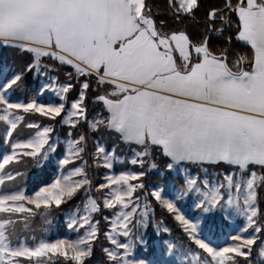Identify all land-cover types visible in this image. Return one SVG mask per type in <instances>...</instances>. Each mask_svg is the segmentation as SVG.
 I'll return each mask as SVG.
<instances>
[{"label": "snow or ice", "instance_id": "6c2138e0", "mask_svg": "<svg viewBox=\"0 0 264 264\" xmlns=\"http://www.w3.org/2000/svg\"><path fill=\"white\" fill-rule=\"evenodd\" d=\"M2 52L0 264H264V0H0Z\"/></svg>", "mask_w": 264, "mask_h": 264}, {"label": "rangeland", "instance_id": "374dc122", "mask_svg": "<svg viewBox=\"0 0 264 264\" xmlns=\"http://www.w3.org/2000/svg\"><path fill=\"white\" fill-rule=\"evenodd\" d=\"M0 56H3L4 58H7V59H11L12 58V53L11 52H2V53H0ZM45 100H47L48 99V97H45L44 98ZM57 134H60L61 135V139L63 140L64 139V136H63V132L61 131V130H59L58 129V133ZM62 147H63V145H62ZM58 151H60V149H58ZM53 163H55V161H53ZM119 167V166H118ZM105 172V169H103V168H100V169H98V176H97V179H99L100 177H102V175H103V173ZM35 174H40V175H42L41 174V172H40V168H39V166H36L35 165V171L30 175V178L31 179H33L34 178V175ZM153 178H155V177H153ZM32 184H34L33 182H29V183H27V184H25L26 186H27V188L29 189V190H31L32 188H33V185ZM179 184H180V181H179V179H177V181H176V186L179 188L180 186H179ZM186 201H187V198H186ZM72 207H74V205L72 206ZM71 207V208H72ZM68 209H66L63 213H62V216L59 214V215H50V216H48L47 217V219H45V218H42V217H40L39 219L40 220H46L47 221V223H48V221H52V220H54V223H53V226H51V228H49L48 230H47V232H43L42 234L41 233H39L40 235H38L37 237H43V238H47V239H50V240H54V239H56V238H64L65 236H67V235H69V234H71L72 236H74L75 235V233H70V230H68L67 228H66V223H67V220H66V215H65V213H66V211H67ZM191 211H192V213L193 214H196L197 213V209H195L194 207L191 209ZM37 219V218H36ZM35 218H33V224H35V223H37V222H39V219H37L36 220ZM178 223V222H177ZM21 224H22V222H21ZM21 224L19 225V227L21 226ZM179 225V224H178ZM165 226H167V227H169L166 223H165ZM179 228H180V226H179ZM181 229V228H180ZM20 230H21V228H20ZM25 231V230H24ZM149 231H151V229H149ZM223 231L224 232H227V233H230L231 232V229L230 228H227V227H225L224 229H223ZM181 232H182V229H181ZM22 233H23V231H22ZM183 234V233H182ZM227 239V237L225 236V235H221L220 236V240L221 241H224V240H226Z\"/></svg>", "mask_w": 264, "mask_h": 264}, {"label": "trees", "instance_id": "16d2710c", "mask_svg": "<svg viewBox=\"0 0 264 264\" xmlns=\"http://www.w3.org/2000/svg\"><path fill=\"white\" fill-rule=\"evenodd\" d=\"M25 171H26L27 174L24 177L23 183L24 184H27L29 182H33L34 183V178L31 179L30 175L35 171V165L30 164ZM41 174L43 175V173H41ZM97 176H98V169L94 170V172H93L94 179H97ZM153 179H155V178H153ZM32 185L34 186V184H32ZM179 186H181V184H179ZM73 205L74 204H72V203H70L67 206L62 205L61 206V210H53L52 211V215H55V214L59 215L60 214L62 216V213L66 209L71 208ZM161 211L162 210L157 207V209H156V217H157V219H163V221L172 230L171 231V235L176 237L177 240H179L183 236V234L181 232V229L179 228L178 223L166 211H164L163 215H161ZM36 218L39 219L40 217L38 216V217H35V219ZM53 223H54V220H52L50 223L49 222L47 223L46 220H40L39 219V222L33 224V219H32L30 221L29 226H28V228L26 230L23 229L22 224H21L20 228H21V232L23 231L22 234H24V235H27L29 237L32 236V235L38 236V235H40L39 233L42 234L43 232H47V230L49 228H51V226H53Z\"/></svg>", "mask_w": 264, "mask_h": 264}]
</instances>
